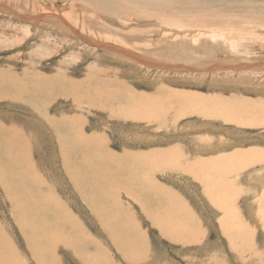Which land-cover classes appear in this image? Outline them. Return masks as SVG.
Masks as SVG:
<instances>
[{
	"label": "rangeland",
	"instance_id": "374dc122",
	"mask_svg": "<svg viewBox=\"0 0 264 264\" xmlns=\"http://www.w3.org/2000/svg\"><path fill=\"white\" fill-rule=\"evenodd\" d=\"M0 1L5 3L4 7L6 5H8L6 7H10L6 11L4 9L0 10V126L11 129L19 137L23 136L25 138L24 144L26 151H28L27 154L24 150V154L27 155L25 157V167L29 165L28 162H31L29 168L31 167L30 169L35 172L36 178L42 181H40L39 186L37 185V187H40L38 190L50 196L57 207L61 209L59 219L55 218L58 212L56 207L49 209L48 217L44 216L43 218V225L47 224V227L50 228V231H47V238L49 239L48 234L50 236L54 235L57 241L53 238L54 240L51 244L50 242L47 243L46 239H42L43 242H41V237L30 239L32 236L30 231L28 233L20 226L17 220L19 210L14 207V211L9 200L5 198L3 188L0 185V243L4 244H2L1 248H4L5 253L7 255L12 253L9 257H13V260L8 258L10 261H2L0 264H11L10 262L12 264H264V229L261 226L262 222L259 221L260 217L262 218L263 216L258 213L260 209L264 210V203L255 202L259 198L260 191L258 190H260V186L258 188V184L250 179L252 178L250 176H254L252 175L253 173L258 175L264 173V163L260 166L256 163L255 165L257 166L255 167L241 168L239 171L231 173V176H228L230 179L233 178L235 180L236 186L242 190L241 193H243V189L250 190L248 196L250 197V202L254 204L253 213L250 215L248 214V207H244L246 203L242 200L243 194H240L242 198H237L236 201L234 200V202L228 204L240 216L239 222L238 220L233 222L235 225L226 224L221 219L222 213L219 211L220 209L214 207L204 198L205 194L202 193L201 186L188 177V172L185 174L182 170L180 172V169L174 170L168 168V166L167 168L166 166L160 167L161 171H154V175L151 177H154L155 182L165 188L162 194L159 195L160 203L163 206L169 205L167 199L177 196L179 199H176L182 201L181 205L186 207L187 214H190L196 223L194 227L199 232L193 231V234L196 235L195 237L198 240L195 241L192 238L189 242H185L184 238L182 240L181 237L175 238L163 234L158 226L150 222L141 213L140 207L136 203L139 200L125 197L124 193L133 196V198L134 196L138 197L137 191L132 189V192L119 189L120 194L117 196V200L113 197L105 196L104 199H101L98 194H95L96 198L99 201L102 200L101 202L110 209L113 214L112 217L116 216L124 223L122 229H117L114 223L115 219L112 217L104 215L101 217L99 215L100 211L93 209L89 203V198L92 197L89 194L91 191L88 185L91 186L92 176L89 175L90 179H85L84 181L83 178L87 177L88 171L85 167L72 165V161L68 162L69 164L67 165L66 161H64V154L61 151L57 135L58 131H61L59 128L64 126V122L71 120L72 123L74 122L76 123L75 125H78L84 135L101 138L103 147L110 154L113 152L117 156L120 155V157L123 151L134 152L133 154H146L149 150L176 145L183 155L180 158V163L178 162L181 165L194 160L195 157L206 158L213 155L214 152L211 153L209 149L216 144L229 147L232 144L234 146V144L241 143L246 148L264 150V124L262 123L248 124L244 125V127L223 121L221 116V120L216 117H210L209 120V117L195 114L181 115L180 118L173 120L171 118L174 117V111H176L175 108H171L173 106L167 107L170 111H166V115L162 116L160 124H155L156 121L133 119V116V118L124 115L114 116L110 113L111 109L114 111L117 109L114 102L121 105L122 111H124L125 106H127L126 103L132 101L131 97L134 102L136 100H141V102L150 101L149 106H151L156 104L157 101H162L160 103L164 104L165 101L169 100L168 97L178 95L180 91L188 94L194 92L201 95L202 98L203 96L206 97L205 100L207 101H210L208 98L210 96L216 98L220 96L219 99H227L228 101L231 98H236L235 100L254 99L256 104H251L249 106L250 109L251 107L257 110L264 108V66L259 70L247 66H234L239 61L241 63L247 61V63H253L254 65L264 64V0H193L197 1V4L188 7L185 6L187 4L185 3L178 8L177 6L172 8L178 15H183V17H194L212 12L224 18L221 23L225 25L218 24V26H222L219 27L222 28L219 31L226 35V39L224 38L223 43L216 44V46H219L217 48L218 51L214 49L217 51H215V55L211 53V56L208 57L207 55H200L202 53L200 49L196 53L194 52L197 49L184 56V52H180L178 48L184 42L181 43L180 40L175 39L176 37H171L172 41L169 40L166 46L161 45L160 40L157 41V39L161 37L164 31L159 24L154 22L153 26L152 24L149 26L153 31L151 32L152 34L150 33L151 35L148 34V36L141 35L143 38L146 37L145 39H150V42L147 41L150 45L146 44L145 41L143 44L145 43L146 46H140L139 44H141L140 42L143 39H137L136 43H134L138 47L136 45L132 48L127 47V45L120 43L121 41L115 40L116 36L113 35L116 33L114 29H111L112 26L110 24L111 27L105 24L103 29L104 24L100 23L99 19L97 21V15H93V17L95 16L94 19L96 18L94 21L91 16L92 13H89V16L92 17L93 21L86 25L91 26L90 29L93 31L87 27V30H85L86 28L81 30L79 24L81 15L78 13V21L76 20L78 24L75 27L80 32L91 33L101 43L122 44L121 46L131 49V53L150 57L152 61L156 59L162 65L180 64L185 67V69L176 68V70L157 66L148 68V66L142 65V62L136 64L128 60L125 61V59L114 57L101 49H97L92 43L78 37L76 38L62 29L59 30L57 27L50 25V23L37 21L38 23L36 24V22L33 23V20H23L14 14L13 11L19 14H22L23 11L32 13L31 9L34 7L35 2L39 0ZM40 1L39 4L43 6L50 7L51 5V7L57 8L61 15L69 21L71 19H68L63 12H67L69 8L75 10L83 4L77 0H71L74 2L70 0ZM153 1L162 3L161 1L163 0ZM14 2L18 4H14ZM26 2L30 4L28 5ZM178 2L179 0L173 1L171 5H178ZM20 3L23 10L17 6ZM86 7L88 8V6ZM61 8L64 11H61ZM41 9H39L40 11H32L39 13L42 11ZM129 18H132V16ZM129 22L127 24L135 26L133 21ZM99 23L103 24L101 25L102 27L99 26ZM105 28L115 34L106 33L108 35L105 36L107 31ZM101 29L106 30L103 35L98 33ZM244 30L246 33L252 32V35H244ZM184 34L181 38H187L188 36L189 41L193 37V33ZM109 35L113 37H109ZM235 35L239 38L246 37L239 39ZM239 35H242V37ZM260 39L261 41H259ZM174 40L178 50L173 47ZM177 53H182V55H177ZM200 60L201 63H205L199 65ZM207 63L208 67L205 68L204 65ZM209 63L212 65L210 66ZM215 64L221 65L222 68L215 69L213 67ZM120 86L126 88V90H122ZM158 88L160 89L159 92L157 91ZM128 92L131 93L125 94ZM139 92L143 95L140 98L137 95ZM11 94L19 97H12ZM93 94L94 97L92 96ZM149 94L155 97L154 99L156 100L151 101L152 98H149L150 100L148 101L143 98ZM73 95H76L79 99L78 103H71V96ZM89 97H92L93 101H95L92 105L86 101L89 100ZM186 103L180 102L177 104L180 107L192 106ZM129 110L127 109L126 111ZM204 121L206 122L204 123ZM184 124L188 128L192 126L191 129L187 130ZM196 135L198 137L207 136L212 138V141H206L205 143L204 141L194 140L193 138L197 137ZM205 145L208 147L206 148ZM236 146L239 147L238 145ZM1 158L3 159L2 156ZM1 158L0 167L5 169V163ZM148 160L150 159L148 158ZM149 162L151 163L152 161L150 160ZM3 168L2 171L4 170ZM92 169L93 165L91 166ZM121 170L115 168L108 171L106 175L108 177L109 175L117 177L120 175L119 172ZM75 176L77 182L74 180ZM113 180H115L113 183L106 182V187L121 186L125 188V182L121 184L119 179ZM144 186L149 187L146 184ZM129 188H133V186L131 185ZM26 193L27 191L25 190ZM14 194L16 196L21 195L17 190H14ZM144 194L143 199L145 198V200L147 199L152 203L151 194L156 193L151 191L150 194L149 192ZM27 197L29 198L28 195ZM152 204L156 206L155 200ZM50 205L53 206L54 204L50 203ZM162 205L159 207L160 210L164 209ZM178 218L184 219L185 217L178 216ZM34 222L33 225L35 227L38 225L36 224L37 222L40 223L39 218ZM27 226L29 230V225L27 224ZM236 226L242 228V230H238ZM134 228L137 233L134 232ZM120 230L125 232L121 234ZM116 231L117 236L115 237L116 240H114L112 238H114L113 235ZM187 234L189 233L187 232ZM237 234L244 235L237 237ZM27 238L30 242L26 240ZM246 238H251L250 247L253 245L255 249L251 250L252 252L254 251L253 253L239 246L241 241H243V245L246 243ZM229 240H233L231 242L237 244V246L230 247L231 243ZM120 246L124 251L119 248ZM127 248L130 249L128 250ZM126 250L129 252H126ZM242 251H245L246 254ZM1 252L3 253V251Z\"/></svg>",
	"mask_w": 264,
	"mask_h": 264
},
{
	"label": "bare ground",
	"instance_id": "6f19581e",
	"mask_svg": "<svg viewBox=\"0 0 264 264\" xmlns=\"http://www.w3.org/2000/svg\"><path fill=\"white\" fill-rule=\"evenodd\" d=\"M11 1H13V0H11ZM29 1H32V0H29ZM35 1H37V0H35ZM39 1L35 2L34 7L32 9L29 7V9H31L32 13H29L28 11H23V13L21 12L22 14H19L16 11H13L12 8H11V10L14 12L15 15H17V17H19L23 20L24 19L33 20L34 21L33 23L36 22V24L38 23L37 21H43V23L46 22L47 24L50 23V25L57 27L59 30L62 29L66 33H70L73 36H75L76 38L78 37V38H81L82 40H84L86 42L92 43L97 49H101L104 52H106V53H108L114 57H119L121 59H125V61L128 60L129 62L136 63V64H138L139 62L140 63L142 62L143 63L142 65L148 66V68L157 66L160 68L163 67L165 69L166 68L167 69L171 68V69H175V70H176V68L177 69L178 68L179 69L180 68L185 69V67L183 65H180V64L171 65V66L168 64L162 65L156 59L152 61V60H150V57H145L142 55L133 54L130 52L131 49L129 50L128 48L121 46L122 44L121 45L120 44L119 45H113V44H110L111 42L110 43H107V42L101 43L100 41L96 40V38L93 37L91 33H87V32L83 33V32H80L78 29H76L75 26H76V24H78L76 22L77 17H78V13H80V15H81V17H80L81 22L79 23L81 30H84L86 27L90 29L91 26H88L86 24L92 23L93 20L91 18L93 17V15H97L96 16V17H98L97 21L99 19V21H101L100 23L104 24L103 25V24L99 23L100 24L99 26L103 25V29H104L105 24H108L109 27L112 26L111 29H114L116 34L111 33V31L109 32L107 30V28H105L107 31L101 29V30H99L98 33H101V35H103L104 32L106 31L105 36L108 35L106 33L115 34L113 36H116V38H115L116 41H121L120 43H123V44L127 45V47H131V48L135 47V45H136V47H138V45L135 44L136 43L135 41H137V39L138 40L143 39L140 42L141 44H139L140 46L145 45V43L150 45V43H149L150 39H145L146 37L143 38V37H141V35L148 36V34L153 32L149 26L151 24L153 26L154 23L159 24L161 29L164 31V33L162 32L161 37H159V39H157V41L160 40V42H161L160 44L161 45L163 44L166 46L168 41L171 40V37H176L175 39L180 40L181 43L184 42L182 45L178 46L179 51L184 52L183 53L184 56L188 55V53H190L192 51L194 52L196 49H197V51H195L194 53L198 52V50L200 49V51L202 52V53H200V55H202V56L207 55V57H208V56H211V53H212V55L213 54L215 55L216 50H214V49L219 48V46L218 45L216 46V44H220L223 40L226 39V35L222 34L219 31L222 29V28H219V27H222L220 25H225V24L221 23L224 20V18L219 16L218 14L210 12V13H206V14L204 13L203 15H199V16L196 15L194 17H191V16L183 17V15H178L177 12L172 9L173 7L175 8L176 6H177V8L179 6H183L185 3H187L185 6H188V7L191 5L197 4V1H193V0H184V1L179 0V2H182V3L179 4V2H178L177 3L178 5H175V6H172L171 4L173 3V1H176V0H163V1H161L162 3H160V1L154 2L153 0H77L78 2L83 3L84 5L82 4L83 6L81 5V7H77L76 9L74 8L75 10H73L72 8H69L67 10V12H65L64 9L61 8V11L62 10L64 11L63 12L64 15H66L68 17V19H71V21L65 19L61 15L60 11L57 8H55L53 5H52L53 7H51V5H50V7L49 6L46 7V5L43 6V5L39 4ZM71 2H74V1H71ZM11 3H13V2H11ZM24 3H25V1H24ZM26 3L28 5L30 4L28 2H26ZM14 4H18V3L14 2ZM27 4H25V5L27 6ZM69 4H71V3H69ZM4 5H5V3L0 1V10L4 9V11H6L7 9H10V7H6L8 5H6L5 7H4ZM40 5L42 6V9H41ZM17 6L19 8H21V10H23L21 7V3ZM79 6H80V4H79ZM86 6H88V8ZM39 9L42 10L39 13L38 12L34 13L32 11V10H39ZM24 10H25V8H24ZM89 13H92V15H91L92 17L89 16ZM57 15H59V16H57ZM60 16H62V17H60ZM131 16H132V18H129ZM94 17H93V19H94ZM95 19H94V21H95ZM129 21H133L135 26H131L130 24H127ZM218 24H220V25L218 26ZM96 25H97V23H96ZM128 25H130V26H128ZM87 28L85 30H87ZM158 30H160V28H158ZM91 31H93V30H91ZM184 32H185V34H184ZM244 32H245V30L243 31V33ZM186 33L187 34L193 33V37L190 39V41L188 39V36H187V38H181L183 36V34L187 35ZM245 33H244V35H246V36L252 35V32H247L246 34ZM110 36H112V35H109V37ZM239 36L242 37V35H239ZM235 37H236V35H235ZM245 37L243 36L242 38H245ZM236 38H239V37L237 36ZM242 38H239V39H242ZM108 39H110V38H108ZM111 39H113V38H111ZM258 39H259V37H258ZM258 39H257V41H258ZM261 39L259 41H261ZM105 40L107 41V39H105ZM109 41H111V40H109ZM147 41H149V42H147ZM143 42H145V43L143 44ZM173 44L175 45V46L173 45V47L176 48L175 40H174ZM142 48H145V47H142ZM165 48H167V47H165ZM225 48H227V47H225ZM163 49H164V46H163ZM217 51H218V49H217ZM164 52H166V51H164ZM223 54H224V52H223ZM173 55H175V54H173ZM177 55H182V53L181 54L177 53ZM190 57H191V55H190ZM225 58H227V57H225ZM210 60H212V59H210ZM227 60H228V58H227ZM237 60H239V59H237ZM204 63L205 62L201 63V60H200L199 65H202ZM239 63L237 64L238 66L237 65H234V66L235 67L247 66V67H251L252 69H257V70H259L260 68H262L264 66V64L254 65L253 63H247V61H245V63L244 62L241 63L239 61ZM209 64H210V66L212 65L211 63H209ZM227 64H229V63H227ZM197 65H198V63H197ZM204 67L207 68L208 63L205 64ZM213 67L215 69H221L222 68V66L219 64H215V65H213ZM194 69H197V68H194ZM90 80H92V79H90ZM42 82H43V80H42ZM95 86H97V85H95ZM122 86H120V88H122V90H126V88H124ZM37 87H39V86H37ZM159 88L157 90L158 92L160 90ZM129 90L132 91L131 89H129ZM161 90H162V88H161ZM39 91H40V89H39ZM165 92H167V91H165ZM28 93H30V92H28ZM62 93H63V91H62ZM129 93H131V92H128L125 94H129ZM11 95H12V97L17 96L14 94H11ZM137 95H138V98H140V96H143L142 94H140V92L137 93ZM149 95H146V97H143V98H145V100L147 99L148 101L150 100L149 98H152L151 101L156 100V99H154L155 97H153L151 95L149 96ZM161 95H163V94H161ZM92 96L94 97V94ZM17 97H19V96H17ZM177 97H179V98H177ZM219 97L216 98V97L210 96V97H208L210 101H207V100H205L206 97L203 96V98H202L201 95L196 94L194 92L188 94L186 92L184 93V91H180V92H178V95H175V96L171 95L170 97H168L169 100L165 101L164 104L160 103L162 101H160V102L157 101V103H159V104L156 103V104L151 105V106H149L150 101L149 102H141V100H136L134 102V99L131 97L130 99L132 100L131 101L132 103L127 102L126 103L127 106H125L124 111H122L121 105L114 102L116 104L115 108H117V109L114 108L115 111L113 109H111L110 113H112L114 116H123L124 115V116H128L130 118L134 117L133 119H141L144 121L148 120V121H152V122L156 121L155 124H157V123L160 124V120L163 118L162 116L168 112V110H169L168 108H170V106H173L171 108H175V110H176V111H174V117L171 118L173 120L176 118H180L181 115L183 116V115L195 114L198 116L209 117L208 118L209 120H210V117L220 118V116H221L223 121L225 120L227 122H231V123H234L235 125H240V126H244V125H248V124H257V123L258 124L259 123L264 124V108H261V110H260V108H259V110L254 108L255 109L254 110V109H252L253 107H251V109L249 107L251 104H256L254 99H252V100L248 99L247 100L245 98L246 100L245 99L235 100L236 98L235 99L231 98L228 101L227 99L221 100V98L219 99ZM71 98H70L72 101L71 103L75 104V103L79 102V99L76 97V95L71 96ZM27 99H28V97H27ZM68 99H69V97H68ZM88 99L89 100H86V101L88 103H91V105L95 102V101H93L92 97H89ZM97 100H99V99H97ZM163 100H165V99H163ZM180 102H185V103L187 102V103H189V105L191 104L192 106L191 107L190 106L180 107L177 104ZM99 104H100V102H99ZM186 104H184V105H186ZM209 104H211V105H209ZM77 106H78V104H77ZM98 106L100 107V105H98ZM127 109H130V110L126 111ZM220 120H221V118H220ZM70 121L69 122L67 121L66 123L63 121L64 126H61L59 128V130H61L62 132L58 131V134H57L58 139L60 141L61 151L64 154V161H66L67 165L69 164L68 162L72 161V165H76L78 167L79 166L85 167V169L88 171L86 174L87 177L83 178L84 181H85V179H90L89 175L92 176L91 186L88 185L90 188V191H91V193H89V194L92 197V198H89V203L92 205L93 209H95L96 211H98V210L100 211L99 215L101 217L103 215L107 216V217H109V216L112 217L113 214H112V212H110V209L108 207H106L101 202L102 200L99 201L96 198L95 194H98L99 198H101V199H104V196H105V197H113L114 199L117 200V196L120 194L119 189H124V191H128V192H132V190L133 191L135 190V191H137L138 197L134 196V198H133V196H129L128 194L124 193L125 197L131 198L132 200H136L135 198H137L139 201L136 203L140 207L139 209H140L141 213L144 216H146L150 220V222H152L153 224L158 226L160 228V230L163 232V234H167V236L175 237V238L181 237L182 240L184 238L185 242H187V241L189 242V240H191L192 238L195 241L198 240L195 237L196 235L193 234V231H195L197 233L199 232L197 230V228L194 227V226H196V223L191 218L190 214H187L186 207L184 205H181L182 201L178 200L179 198L177 196L175 198L171 197V198L167 199L169 201L168 204L170 206L169 205L163 206L160 203L161 199H159V195L162 194V192L165 190V188H164V186L162 187L161 184H159L158 182H155L156 180L153 179L154 177H151V176L154 175L153 174L154 171L160 170V167H163V166H166V168L168 166V168H171L174 170L180 169V172L182 170V172L185 174H187V172H188L189 173L188 177L190 179H192L196 184H199L201 186L202 193L205 194V197L204 196L203 197L209 203H211L214 207H216L217 209H220L219 211L222 213L221 219L224 222H226V224H230V223L233 224V222H235L236 220H238V222H239L240 216H238V213L235 212V210L232 206H228L229 203L234 202V200L236 201L237 198L239 199V198L243 197L242 200L245 201V203H246L244 207L245 208L248 207V212H249L248 214L250 215L253 213L252 210H254V204L252 202H250V197L248 196V193L250 190L243 189V193H241L242 190H240L239 187L236 186L235 180L233 178L230 179L228 176L235 171L236 172L239 171V169H241V168L245 169V168H249L251 166L255 167L257 165H259V166L262 165L264 163V150H260L257 148H246L241 143L234 144V146L232 144L229 147L227 145L220 146L221 144H216V145H213L212 147H210V149H209V151L211 153L214 152L213 155L210 154L211 156H208L206 158L195 157L194 160H191L188 163L186 162L185 165L178 164V162L181 160L180 159L181 156H183V155L181 154V151H179V147L174 145V144H173L174 146L170 145L167 148L165 147V148H160V149H155V150H149L146 154H143V153L133 154L134 152L128 153L127 151H123V153H121L122 155L120 157V155L117 156L113 152H111V154H110V152H108L107 149L105 147H103L104 146L103 140L101 138H98L95 136H90V135H84L80 131L78 125H75L76 123H74V122L72 123V121L71 122ZM205 122L206 121H204V123ZM191 123H193V122H191ZM67 124H71V125H67ZM187 124H189V123H187ZM184 126H185V124H184ZM194 126L197 127L195 124H194ZM191 127L189 126V128L188 127H186V128L188 130V129H191ZM178 130H179V128H178ZM24 139L25 138L23 136L19 137L18 135H16V133L13 130L7 129L3 126H0V158L2 156L3 159L2 158L1 159L5 163L4 164L5 169L2 167L4 169L3 171H2V168L0 167V185L3 188L5 198H7L9 200V203L13 207L14 211H15V208L19 210V214L17 215V220L20 223V226H22L28 233L30 231V233L32 235L30 237V239H35V237H37V238L41 237V242H43L42 239H46L47 243L50 242L52 244V241L54 239L57 241L56 236L52 235L53 236L52 237L48 234L49 239L47 238V233H48L47 231L48 230L50 231V228L47 227V224L43 225V218H44V216L48 217L47 214L49 212V209L56 207L58 209V212H57L55 218L59 219L60 218L59 214H60L61 209H59V207H57L56 203L52 200V198L50 196H47L38 190L40 187H37V185L38 186L40 185L41 180L39 181V179L36 178L35 172L33 171V169H30L31 167L29 168V165L31 162H28V160H27L29 165L27 163L28 166L26 165L27 167H25V163H26L25 157L27 155L24 154V150H25V152H27V154H28V151H26ZM193 139L201 141V142L204 141L205 143H206V141L207 142L212 141L211 140L212 138H209L207 136L206 137L205 136L204 137H198L197 136V137H194ZM22 140H23V143H22ZM214 140H215V138H214ZM236 145H238L239 147H237ZM205 147L207 148L208 146L205 145ZM197 149H199V148H197ZM206 150H208V149H206ZM145 158H147V159H145ZM148 158L152 161L151 163L149 162L150 160H148ZM256 163H257V165H255ZM92 165H93V169L96 171H94L93 169L91 170ZM113 165H114V167H113ZM110 167H111V169H110ZM115 168L118 170L122 169L121 172H119L120 175L117 177H113V176L109 175V177H108L106 175L108 173V171L115 169ZM240 172H242V171H240ZM135 174H136V176H135ZM252 175H254V176H250V177H252L250 179H252L253 182L258 184V188L260 186V188H259L260 190H258V191H260V193L258 192L259 198L255 202L258 201V202L264 203V173L262 175L260 174L261 176L256 174V173H253ZM113 179H119L121 184L125 182L124 187L127 189L122 188L121 186H116L113 188L106 187V182L107 183H113V181H115ZM74 180H75V182H77L76 176L74 177ZM143 181H144V183H143ZM73 183H74V181H73ZM144 184L148 185L149 187H145ZM131 185L133 186V188H129ZM24 186H25V190L27 191L26 194H25ZM14 190L19 191L21 195L16 196L14 194ZM151 191H154L156 193V194H151L153 201L155 200L156 206H154L152 204L153 201L151 203L149 200H147V199L145 200V198L143 199V197L145 195L144 193L147 194V192H149V194H150ZM240 194H243V196L241 197ZM27 195L29 196V198L27 197ZM81 195L83 197H85L82 193H81ZM176 198H178V199H176ZM49 202L54 204V205L53 206L50 205ZM150 204H151V207H150ZM183 204H184V202H183ZM117 205H118V203H117ZM161 205L164 207L163 210H160V208H159ZM179 205L182 207H180ZM170 207H172V208H170ZM245 212H246V210H245ZM217 213H218V211H217ZM258 213L263 216L262 218L259 216L261 219V220L259 219V221L262 222L261 226L264 229V210L260 209ZM244 214H246V213H244ZM177 215L179 217H185V218L180 219V218H178ZM38 218H39L40 223L37 222L36 224H38V225H36L34 227L33 222L35 220H37ZM55 218H54V220H55ZM112 218L115 219L114 223L116 224V227L118 230L122 229L124 227V223L122 221H120L116 216H114ZM177 221H178V223H177ZM27 224L29 225V230H28ZM198 224H200V223H198ZM233 225H235V223ZM237 225H239V224L237 223ZM185 226H186V229H185ZM226 227H228V226L226 225ZM236 227L238 230H240V231L242 230V228H240L238 226H236ZM255 227H257V226L255 225ZM246 229H247V227H246ZM132 230H133V228H132ZM120 232H122L121 234H123V232H125V231L120 230ZM134 232L137 233V230L135 228H134ZM187 232L189 234H187ZM115 234L113 235L114 238H112L114 240H116L115 237L117 236V231L115 232ZM243 235L237 234V237H241ZM248 235H250V234H248ZM133 236H135V235H133ZM57 237H59V236H57ZM1 239H2V237H1ZM227 239H228V237H227ZM26 240L29 241L28 238ZM250 240H251V238L247 239L248 243L246 241V243L244 245L242 244L243 241H241V243H239V246H241V248L244 247V248L248 249V251L255 250L253 245H252L253 248L250 247L251 246ZM231 241H233V240H231ZM231 241H230V243H231L230 247H232V248L234 246L236 247L237 244H234ZM2 244L0 245V262L9 260L8 258H10L9 256L12 255L11 252L13 251L11 249L12 251L8 252L11 254L7 255V253H5V251H4V248L3 249L1 248ZM51 247H50V249H51ZM119 248L122 249L121 246ZM9 249H10V247H9ZM122 250L124 251V249H122ZM128 250H126V252H129ZM1 251H3L4 254ZM242 252L245 253V251H242ZM257 256H259V255H257ZM11 259L13 260V257L10 258V260ZM252 262L256 263L254 261H252ZM10 263L12 264V262H10Z\"/></svg>",
	"mask_w": 264,
	"mask_h": 264
}]
</instances>
